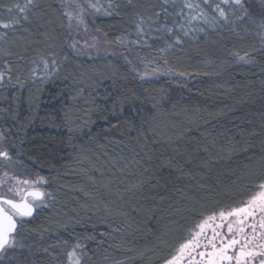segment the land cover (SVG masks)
Instances as JSON below:
<instances>
[{
	"label": "trees",
	"instance_id": "16d2710c",
	"mask_svg": "<svg viewBox=\"0 0 264 264\" xmlns=\"http://www.w3.org/2000/svg\"><path fill=\"white\" fill-rule=\"evenodd\" d=\"M164 1L113 0L111 15L88 14L119 54L76 53L65 0H35L28 21L6 30L0 71L10 68L12 80L0 87V149L12 160L0 158V176L43 177L47 183L38 187L52 199L24 219L17 247L0 264H69L77 238L88 253L82 264H164L194 222L238 206L264 181L261 16L195 38L180 35L184 43L166 54L165 65L159 49L173 36L134 39L136 23L143 18L148 29ZM16 2L0 0V17L8 20L6 9ZM139 57L151 71L161 67L158 74L141 79ZM53 59V80L30 77L38 62ZM168 68L171 74H159ZM97 81L101 111L84 102L92 98L87 92L73 101L77 89ZM105 93L107 101L100 99ZM126 98L133 99L122 110L117 102L113 115V100ZM63 109L82 117L77 131L64 126ZM109 181L111 194L102 187Z\"/></svg>",
	"mask_w": 264,
	"mask_h": 264
},
{
	"label": "snow or ice",
	"instance_id": "6c2138e0",
	"mask_svg": "<svg viewBox=\"0 0 264 264\" xmlns=\"http://www.w3.org/2000/svg\"><path fill=\"white\" fill-rule=\"evenodd\" d=\"M167 2V0H166ZM204 4L208 7H212L213 11L218 14V19L225 22L228 21V13L225 11L226 8L229 10L234 9H245L243 0H219L213 7L209 0H203ZM131 3V0H129ZM119 7V5H116ZM35 7V0H19V2L13 4L7 8L8 20L4 22L0 20V28L15 31L17 26L21 24V21H28V14L31 9ZM62 7L66 9L64 15L68 18L69 24L73 19L76 20L77 24H83V13L84 7L77 2V0H67L66 3H62ZM88 7L93 9L95 12L104 15H111V11L105 9L103 5L92 3V0H88ZM109 8L112 7V0H109ZM186 7L190 10H194L195 14L185 17V23H180L176 27L183 36H189L190 31L195 32L197 29L192 27L193 21H203L204 24L209 25L213 22H217V17H212L210 20L207 13L201 10L199 4L187 3ZM67 9L76 10V15H73V11ZM167 9H165V12ZM13 13H15L13 15ZM235 14V12H233ZM248 12L244 11V16H247ZM244 16L239 17L243 19ZM151 19V18H149ZM144 20L141 18L136 23V31L138 35H147L143 28ZM186 25L188 30H186ZM204 31L203 28L199 29ZM161 31L172 35L173 29L165 26ZM7 38V31L0 34V40ZM163 39V36L158 37ZM195 38V37H194ZM139 43V41H137ZM184 41L180 35H175L171 43L166 42L164 48L159 49L161 53V59L166 65L168 61L164 59L166 54L173 48L181 46ZM76 45L73 44L72 47ZM23 59V57H21ZM244 60V57H239ZM246 63L249 61H245ZM41 63L44 65V75L40 79L44 82L51 81L55 78V72L58 71L57 62L55 59L52 60V70H49L48 61L42 60ZM158 68H153L152 71L144 72L141 75V79H144L150 75H157ZM11 69L6 68L0 71V87H4L3 83L6 79L11 82L12 76L10 75ZM173 72L171 68L164 70L163 75H169ZM180 76L186 75V73H178ZM38 72L33 69L30 73L31 78H36ZM25 81L17 78V85L20 89L24 88ZM16 86V85H13ZM99 88V81L89 83L85 87H81L76 90V96H73V101L83 99L85 93L91 96V100L85 99V103L92 104L95 106V110L101 111V105L97 103V90ZM91 89V91H89ZM97 93V95H93ZM63 93H57L62 95ZM110 93H105L101 100H109ZM138 99V97H133ZM133 98L113 100V115L116 114L115 104L119 102L121 110L126 102H131ZM152 108H157V103L152 104ZM64 126L67 128L69 133L77 131L79 125L78 120H82V117L76 115L73 112L63 109ZM87 114V110H84ZM3 134L0 133V140H3ZM0 158H3L5 162L10 163L12 157L9 152L5 149H0ZM261 167L264 168V158L261 160ZM98 172L99 169H96ZM8 175L7 172L4 174ZM88 180L92 181V185L96 188L99 193V186H97L96 179L93 175L87 174ZM101 176L103 174L101 173ZM15 184L7 185L6 192H0V252L6 248H11L16 244V236L18 235V227L22 226L25 218L33 217L34 213L38 208L47 206L48 200L52 199L51 193L41 190L38 185L46 184L47 181L43 177L36 179H17L12 177ZM6 181L0 180V186L6 185ZM110 181L102 183V187L110 192ZM80 192H84L88 195L84 187L78 189ZM234 218V219H233ZM217 220L220 223H215ZM118 231V229H116ZM84 239H95V237H84ZM67 244L68 241H63ZM88 255L86 251V245L77 238L72 246L71 250L67 252L69 264H82L84 257ZM86 264V262H85ZM119 264V262H117ZM165 264H264V181L258 184L252 185L249 189V195L241 202L238 206L221 210L218 213H213L210 216L203 218L199 222H194L189 227L186 235L183 237V241L177 244L174 252L170 259L166 260Z\"/></svg>",
	"mask_w": 264,
	"mask_h": 264
},
{
	"label": "rangeland",
	"instance_id": "374dc122",
	"mask_svg": "<svg viewBox=\"0 0 264 264\" xmlns=\"http://www.w3.org/2000/svg\"><path fill=\"white\" fill-rule=\"evenodd\" d=\"M67 0H65V3ZM78 3H80L85 11L83 13V24H77L76 20L73 19L71 21V25L69 24V32H70V46L71 48L78 54L86 55V56H97V55H111V54H119L122 51V48H120L117 45H113L109 43V41L106 39L104 35H102L98 30H96L89 22L88 14L93 10L88 7V0H77ZM99 3L100 5H103L105 9L109 10V0H92V3ZM113 2V0H112ZM209 2L213 5L218 3L219 0H209ZM245 4V9H234L229 10L228 8L225 9V11L228 13V21L225 22L223 20L218 19V14L213 11L212 7H208L204 4L203 0H166L164 1L163 9L160 11L161 13L157 14V19H153L152 24L147 28H144L145 33L149 34H155V35H166V36H174L175 35H183L181 32H179L178 28L176 27L180 23H185V17L194 15L195 11L190 10L186 7L187 3H193V4H199L202 11L207 13L208 18L211 20L212 17H217V22H213L212 24L206 25L203 23V21H193L192 27L196 28L197 30L195 32L189 33L190 38L197 37L201 33L205 32L208 29H217L222 26H228L229 24L235 22L239 19L242 15L244 16V11L246 10L248 14H252L251 18L255 19V15L261 16L260 20V26L259 30L261 32L262 37L264 38V0H243ZM17 3V2H16ZM165 9L167 11L165 12ZM69 11H73V15H76V10L74 9H67ZM242 10V11H241ZM7 11V9H6ZM235 12V14H233ZM15 13H13L14 15ZM160 14L165 19V21L160 20ZM8 17V13H6ZM0 20H3L4 22H7V20H4L2 17H0ZM69 23V20H68ZM167 26L168 28L173 29V34L169 35L163 31L162 29ZM203 28L204 31H200L199 29ZM186 30H188L186 25ZM6 30L0 28V34H3ZM137 32V31H136ZM146 35H138L136 34L135 42H146L145 37ZM2 41V40H0ZM75 44V47H72V45ZM141 50V49H140ZM140 50H137V54L140 53ZM42 61V60H41ZM144 57L138 58V65L141 67V71L143 72H151V70L147 67L149 66L148 62H144ZM49 70H52V64L48 62ZM44 65L41 62H38L34 69L37 70L38 76L42 77L44 75L43 72ZM161 67H158L160 69ZM7 172V170H6ZM9 172V171H8ZM0 176V180L6 181V185L0 186V191H6L7 185L15 184V181L12 179V177H16L17 179L23 180L28 179L21 176H14L13 174L8 173L7 176L4 175ZM33 179H36V176H33ZM31 180V179H30ZM234 219V218H233ZM215 223H220L219 220H217ZM18 241L16 238V244L15 246L11 248H6L4 251H2V254L0 257H7L10 252H12L17 247ZM165 264V263H164Z\"/></svg>",
	"mask_w": 264,
	"mask_h": 264
},
{
	"label": "water",
	"instance_id": "95a60500",
	"mask_svg": "<svg viewBox=\"0 0 264 264\" xmlns=\"http://www.w3.org/2000/svg\"><path fill=\"white\" fill-rule=\"evenodd\" d=\"M41 190H42V189H41ZM36 211H37V210H36ZM35 213H36V212H35ZM35 213H34V215H35ZM34 215H33V216H34ZM0 253H1V252H0Z\"/></svg>",
	"mask_w": 264,
	"mask_h": 264
}]
</instances>
